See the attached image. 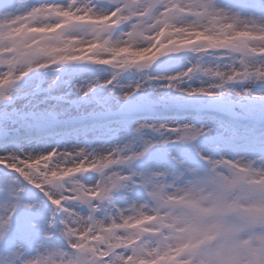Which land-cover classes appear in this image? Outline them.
Returning <instances> with one entry per match:
<instances>
[{
    "label": "snow or ice",
    "instance_id": "6c2138e0",
    "mask_svg": "<svg viewBox=\"0 0 264 264\" xmlns=\"http://www.w3.org/2000/svg\"><path fill=\"white\" fill-rule=\"evenodd\" d=\"M261 231L264 0H0V264H239Z\"/></svg>",
    "mask_w": 264,
    "mask_h": 264
},
{
    "label": "clouds",
    "instance_id": "9594fccd",
    "mask_svg": "<svg viewBox=\"0 0 264 264\" xmlns=\"http://www.w3.org/2000/svg\"><path fill=\"white\" fill-rule=\"evenodd\" d=\"M264 236V231L257 232L255 235L246 237L249 241L248 245L238 252L239 264H264V259L258 255H253L252 250L264 249V241L260 239ZM211 246H215V242H212Z\"/></svg>",
    "mask_w": 264,
    "mask_h": 264
},
{
    "label": "rangeland",
    "instance_id": "374dc122",
    "mask_svg": "<svg viewBox=\"0 0 264 264\" xmlns=\"http://www.w3.org/2000/svg\"><path fill=\"white\" fill-rule=\"evenodd\" d=\"M153 51H155V49ZM44 75L47 76V74H44ZM73 75H79L80 78H85V77L91 75L93 78H95L96 76H99L101 74L99 72H88V71L75 73V72H72L70 70H65L63 73V79L65 80V84H64L63 88L60 90V94L67 92V93H70L72 99H76L77 93L74 89V83L70 82V77ZM44 87H47V83H44ZM70 116L72 118H75L77 116L76 109H72Z\"/></svg>",
    "mask_w": 264,
    "mask_h": 264
}]
</instances>
